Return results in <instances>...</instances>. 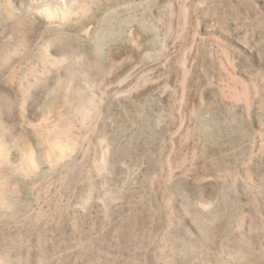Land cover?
Returning a JSON list of instances; mask_svg holds the SVG:
<instances>
[{
    "label": "rangeland",
    "instance_id": "obj_1",
    "mask_svg": "<svg viewBox=\"0 0 264 264\" xmlns=\"http://www.w3.org/2000/svg\"><path fill=\"white\" fill-rule=\"evenodd\" d=\"M0 264H264V0H0Z\"/></svg>",
    "mask_w": 264,
    "mask_h": 264
}]
</instances>
